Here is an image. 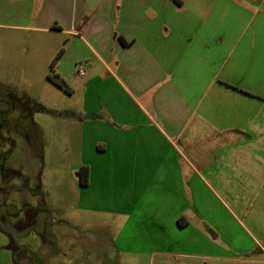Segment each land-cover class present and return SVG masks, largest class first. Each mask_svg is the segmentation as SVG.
<instances>
[{
  "label": "crops",
  "instance_id": "crops-1",
  "mask_svg": "<svg viewBox=\"0 0 264 264\" xmlns=\"http://www.w3.org/2000/svg\"><path fill=\"white\" fill-rule=\"evenodd\" d=\"M78 6L0 0L1 29L89 50L75 205L108 214L125 264H264V0Z\"/></svg>",
  "mask_w": 264,
  "mask_h": 264
},
{
  "label": "rangeland",
  "instance_id": "rangeland-1",
  "mask_svg": "<svg viewBox=\"0 0 264 264\" xmlns=\"http://www.w3.org/2000/svg\"><path fill=\"white\" fill-rule=\"evenodd\" d=\"M263 22L261 11L252 23ZM66 40L57 49L51 36L0 28V264H125L108 214L75 205L78 106L92 61L86 47L66 53ZM61 50L55 70L71 78V92L47 78ZM250 192L264 203V189Z\"/></svg>",
  "mask_w": 264,
  "mask_h": 264
},
{
  "label": "trees",
  "instance_id": "trees-1",
  "mask_svg": "<svg viewBox=\"0 0 264 264\" xmlns=\"http://www.w3.org/2000/svg\"><path fill=\"white\" fill-rule=\"evenodd\" d=\"M62 52H63L62 50L59 51L58 54L53 59V61L51 62L50 72H49L47 78L51 82H53L55 85H57L58 87L71 92L72 90L69 87L67 81L62 76H60V74L57 73L55 70V66H56L59 58L61 57ZM76 176H77V179H78L80 185H82V186L88 185L89 179H90V168H89V166L88 165L80 166L76 170Z\"/></svg>",
  "mask_w": 264,
  "mask_h": 264
},
{
  "label": "built area",
  "instance_id": "built-area-1",
  "mask_svg": "<svg viewBox=\"0 0 264 264\" xmlns=\"http://www.w3.org/2000/svg\"><path fill=\"white\" fill-rule=\"evenodd\" d=\"M79 72H80V74H84V67H81V68L79 69Z\"/></svg>",
  "mask_w": 264,
  "mask_h": 264
}]
</instances>
